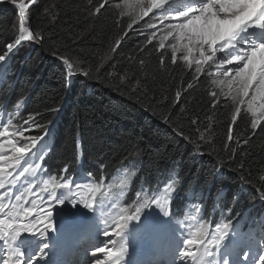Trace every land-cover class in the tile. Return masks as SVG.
Masks as SVG:
<instances>
[{
    "label": "snow or ice",
    "instance_id": "obj_1",
    "mask_svg": "<svg viewBox=\"0 0 264 264\" xmlns=\"http://www.w3.org/2000/svg\"><path fill=\"white\" fill-rule=\"evenodd\" d=\"M11 2L17 9L13 26L15 35L11 42L3 46L0 65L6 63L25 44H42L45 39L43 30H34L29 23L30 7L38 0ZM108 6L109 0H100L92 14L99 16ZM116 7L120 9V15L130 17L129 30L144 17H150V14L155 17V22L146 24V29H150L151 33L146 34L145 30H141L140 34L146 36V43H151L157 38V31L161 33L156 49L161 66H166L167 60L160 50H166L164 41L171 37L174 43L168 47L171 48L172 63L177 62V52H182L180 59L189 67L195 65L193 82L198 83L200 76L210 68L217 69L218 77L212 82L221 87L219 92L209 93L212 106L214 109L219 107V96L230 99L232 106L223 142L229 161L221 160L218 163L215 171L220 174L226 163H235L238 149L233 147V143H249L258 128L264 132V0H185L182 3H176L175 0H120ZM154 10H160V15L155 16ZM127 35V32L123 37L117 34L109 51L114 53ZM138 48L141 52L147 50L145 47ZM60 60L64 68L66 91L74 77L83 75L87 78L92 73L91 66L83 68L78 58L61 56ZM140 63L143 66L144 61ZM96 70L99 72L100 66ZM108 75L112 77L113 73L109 72ZM129 77L127 71L120 76L118 91L121 90L120 85L132 83ZM193 82H189L186 89L182 87L176 91L174 107L180 105L182 93L194 87ZM141 84L142 81L137 78L128 89V95H135L137 102H141L142 98L147 99L146 86L141 88ZM59 110L55 109L57 112ZM184 111L181 108V113ZM162 119L164 123L173 124V131L191 143L198 154H206L203 151L205 146L211 148L207 154H220L213 147L215 135L211 123L204 131H200L199 121L191 120L190 124L197 126L196 138L193 139L191 132L185 131L182 121H174L171 114ZM238 119L246 121L243 132L237 130ZM249 119L250 123H247ZM13 124L11 118L7 123L0 120V189L8 184L21 190L19 194L9 190L0 195V252L3 253L0 264H40L41 260L48 259L51 253L61 244H67L74 235L91 233L93 229L96 236L104 238L101 244L91 245V251L87 253L93 264H130L128 257L138 241L151 242L161 234L177 231L179 244L174 253L181 264H247L250 257L252 264H264V244L259 246L258 259L256 254L252 255L250 248L248 251L238 250L242 234L237 231L235 221L215 223L214 228L201 222L195 231L187 225H181L179 229L173 225L170 205L179 191L181 182L178 176L170 178L162 190L159 185L154 189L141 188L137 192L134 211L130 213L122 207L116 216L111 217V221L98 215L105 213L110 205L104 199L106 193L102 187L91 182V173H88L87 181L78 182L74 173L69 175L70 167L67 164L58 175L49 174L47 170L41 171L46 159L43 153L50 151L46 139L50 135L51 122L44 127L41 135L35 136L27 134L41 127L36 123L34 114H29L22 127L10 130ZM6 146L11 155L4 154ZM5 164L9 171L5 170ZM239 169H243V163ZM234 170L238 169L228 167V171ZM21 178H24L23 183H20ZM261 180L264 182V177ZM244 182L242 178L241 183ZM127 184V179L121 180V190ZM13 196L14 202H4L11 201ZM234 199L238 200L239 197ZM259 200L264 203V190L259 192ZM56 207L62 209L58 217L54 215ZM79 209L91 215L81 220ZM228 212L230 215L231 209ZM98 220L106 225L103 230L98 227ZM113 238L118 239L113 242ZM109 244L112 246L109 247ZM54 264L60 262L54 261ZM172 264H176L175 259Z\"/></svg>",
    "mask_w": 264,
    "mask_h": 264
},
{
    "label": "trees",
    "instance_id": "obj_2",
    "mask_svg": "<svg viewBox=\"0 0 264 264\" xmlns=\"http://www.w3.org/2000/svg\"><path fill=\"white\" fill-rule=\"evenodd\" d=\"M113 2L117 3L116 0H110L109 6L99 16L92 14V10L100 0H41L30 8L31 27L43 30L45 37L42 44H25L16 53L19 57L29 52L28 58L24 59L19 86L30 88L36 85L31 112L42 111L46 117L43 110L56 107L65 98L63 65L49 57L78 58L83 68H92L88 79L92 87L88 91L89 85L83 76L74 79L71 84L68 123L61 137L56 160L73 152V128L76 127L86 152L102 159L107 167L139 152L144 174L156 177L162 175L169 166H178L186 182L197 180L201 183L214 172L221 160L229 161L223 142L231 112L230 103L225 97H218L219 107L213 108L209 93L218 89L212 82L214 75L208 71L200 76L198 83L193 82L195 65H186L180 59L182 52H177V62L172 63L171 48L168 47L173 43L171 39L164 42L166 50H160L167 60V65L161 66L156 50L161 33L157 31V38L151 43H146V36L140 34L141 30H145L146 34L151 33L150 29H146V24L153 21V15L133 24L129 30L130 17L120 15V9ZM15 20L14 5L8 0H0V54L5 43L11 42L15 35ZM125 32L128 35L123 44L114 53L110 51L111 61L102 63L100 55L114 44L117 34L123 37ZM138 46L147 50L141 52ZM141 60L144 61L143 66ZM98 66L99 72L96 70ZM126 71L132 83L139 78L142 81L141 88L146 86L147 99L142 98L141 102H137L135 95H128L132 83L120 85L121 90H117L119 78ZM109 72L113 73L112 77L108 75ZM189 82H193L194 87L184 91L180 105L174 107L176 91L182 87L186 89ZM181 108L185 109L183 113ZM169 114L174 121L183 122L185 131L191 132L193 139L196 138L197 126L191 125V120L199 121L200 131H204L211 123L215 135L213 147L220 154H207L211 148L205 146L203 151L206 154L195 160L193 145L173 131V124L163 122L162 118ZM237 123V130L243 132L246 121L238 119ZM247 123H250V119ZM233 147L238 149L235 163H226L223 169L232 189H236L243 178L245 186L258 189L259 192L264 190L261 180L264 177V132L258 128L249 143H233ZM241 163L243 169H239ZM87 166L97 168L92 163H87ZM229 166L238 170L228 171ZM228 194L229 197L232 195L230 191ZM236 202L234 207L237 209L244 199L240 197Z\"/></svg>",
    "mask_w": 264,
    "mask_h": 264
},
{
    "label": "rangeland",
    "instance_id": "obj_3",
    "mask_svg": "<svg viewBox=\"0 0 264 264\" xmlns=\"http://www.w3.org/2000/svg\"><path fill=\"white\" fill-rule=\"evenodd\" d=\"M3 1V0H2ZM41 0H38V3L40 2ZM110 1V0H109ZM111 1H113V0H111ZM178 0H175V2H177ZM183 2H185V0H182ZM8 2L10 3V4H12V2H11V0H8ZM116 2L117 3H114L113 2V4L115 5V7H116V5L118 4V3H120V0H116ZM38 3H36V4H38ZM13 5V4H12ZM16 11H17V9H16ZM153 22H155V21H153ZM169 39H171L172 40V38L171 37H169L168 38V40ZM173 41V40H172ZM164 42H167V40L166 41H164ZM173 43H174V41H173ZM114 45V44H113ZM112 45V46H113ZM111 46V47H112ZM109 49H110V47L109 48H107L106 49V51L105 52H103V54H101L100 55V58H101V62H102V60H103V63L104 64H108L110 61H111V56H110V51H109ZM209 71H210V73L211 74H213L214 75V78H212L213 80H215V79H217V77H218V71H217V69L216 68H210L209 69ZM86 78V77H85ZM90 77H87L86 79L88 80ZM220 79H223L222 77H220ZM218 89L216 90V92H219L220 91V87H221V85H219L218 83L217 84H214ZM225 90H226V86H225ZM88 91H89V89H88ZM219 97H223L224 98V96H219ZM228 101H229V105H230V107L232 108V106H231V101H230V99H228V98H226ZM242 198L244 199V202H243V204L245 205V206H247V205H250V206H253L254 208H255V210H260L261 208H262V206H264V204L263 203H261L260 202V200H259V190L258 189H254L253 190V188H250L249 190H247L246 192L244 191V192H242Z\"/></svg>",
    "mask_w": 264,
    "mask_h": 264
},
{
    "label": "bare ground",
    "instance_id": "obj_4",
    "mask_svg": "<svg viewBox=\"0 0 264 264\" xmlns=\"http://www.w3.org/2000/svg\"><path fill=\"white\" fill-rule=\"evenodd\" d=\"M245 185V184H244ZM218 197H220V196H218Z\"/></svg>",
    "mask_w": 264,
    "mask_h": 264
}]
</instances>
